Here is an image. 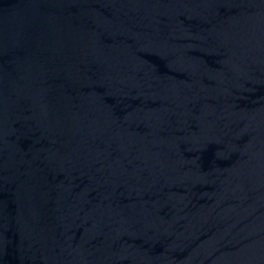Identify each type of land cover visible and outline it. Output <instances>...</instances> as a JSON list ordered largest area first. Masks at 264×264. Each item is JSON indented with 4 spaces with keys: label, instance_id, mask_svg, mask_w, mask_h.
Returning a JSON list of instances; mask_svg holds the SVG:
<instances>
[{
    "label": "water",
    "instance_id": "water-1",
    "mask_svg": "<svg viewBox=\"0 0 264 264\" xmlns=\"http://www.w3.org/2000/svg\"><path fill=\"white\" fill-rule=\"evenodd\" d=\"M0 264H264V0H0Z\"/></svg>",
    "mask_w": 264,
    "mask_h": 264
}]
</instances>
